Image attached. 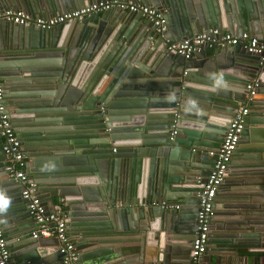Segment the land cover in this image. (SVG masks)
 Wrapping results in <instances>:
<instances>
[{
	"label": "water",
	"instance_id": "water-1",
	"mask_svg": "<svg viewBox=\"0 0 264 264\" xmlns=\"http://www.w3.org/2000/svg\"><path fill=\"white\" fill-rule=\"evenodd\" d=\"M96 1L0 0V9L52 16ZM130 1L162 10L164 30L117 8L49 29L0 21L3 102L28 180L46 210L64 208L82 264H188L207 153L251 84L199 264H264V61L241 43L200 45L187 59L167 48L209 27L264 39V0ZM1 148L0 138L13 264H61L56 239L33 238L20 221L22 188Z\"/></svg>",
	"mask_w": 264,
	"mask_h": 264
},
{
	"label": "built area",
	"instance_id": "built-area-1",
	"mask_svg": "<svg viewBox=\"0 0 264 264\" xmlns=\"http://www.w3.org/2000/svg\"><path fill=\"white\" fill-rule=\"evenodd\" d=\"M112 8L138 13L142 18L152 23L155 32L160 33L165 28V17L162 10L152 5L132 2L130 0L91 2L52 16H32L23 9H0V21L5 20L18 25H35L41 29H49L66 21H79L85 16L96 12H104ZM237 43H241L247 51L258 54L260 63L264 61V39L259 40L247 32H242L240 36H236L226 30L220 31L217 27H209L199 33L186 35L177 43L168 45L167 48L169 51L187 59L192 56L193 52L200 45L213 47L215 45H235ZM246 89L248 91L244 94V100H242L232 113L222 141L216 149L210 150L207 153L210 156L214 155L215 158L212 161L208 174L205 175V182L196 193V226L194 236L190 242L188 264H199L200 259L206 251L213 201L219 184L224 179L231 155L236 148L240 131L243 127L244 116L249 112L248 104L253 94L252 85L246 84ZM0 138L2 142L1 149L5 155L4 170L22 188L20 196L25 200V210L33 224L31 237H54L57 241V249L61 254V264H82L77 247L66 232L67 217L62 212H59V208L55 212L46 210L39 199L37 184L29 181L27 178L20 142L5 111L1 76ZM159 205L161 208L173 209L178 207V204H169L164 201L160 202ZM0 264H13L1 223Z\"/></svg>",
	"mask_w": 264,
	"mask_h": 264
},
{
	"label": "crops",
	"instance_id": "crops-1",
	"mask_svg": "<svg viewBox=\"0 0 264 264\" xmlns=\"http://www.w3.org/2000/svg\"><path fill=\"white\" fill-rule=\"evenodd\" d=\"M144 19V18H143ZM227 173H229V165H228V167H227V170H226V174ZM231 180H234V179H231ZM219 189H217V192H216V195H215V199L217 198V197H219ZM21 199V198H20ZM22 203V202H21ZM53 204L54 205H57V204H59L55 199H54V201H53ZM22 207L24 208V213H26V210H25V204L24 203H22ZM190 207H193V206H190ZM59 212H62L63 210H64V208H62V207H60L59 206ZM56 211H58V210H56ZM20 221H23L28 227H30L31 229H33V224H32V221H31V219H30V217L29 216H25V218H23V219H21ZM0 223H1V225H2V227H4V225H3V223H2V221H1V219H0ZM6 224H8V225H12V224H14L13 222H11V221H7V223ZM5 233V232H4ZM227 264H236L235 262H232V263H230V262H228Z\"/></svg>",
	"mask_w": 264,
	"mask_h": 264
},
{
	"label": "clouds",
	"instance_id": "clouds-1",
	"mask_svg": "<svg viewBox=\"0 0 264 264\" xmlns=\"http://www.w3.org/2000/svg\"><path fill=\"white\" fill-rule=\"evenodd\" d=\"M10 206V198L0 192V213H6Z\"/></svg>",
	"mask_w": 264,
	"mask_h": 264
}]
</instances>
